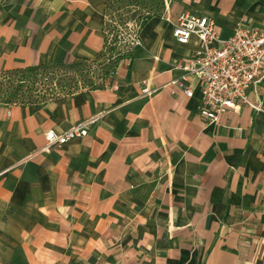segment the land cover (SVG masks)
<instances>
[{"label":"crops","instance_id":"1","mask_svg":"<svg viewBox=\"0 0 264 264\" xmlns=\"http://www.w3.org/2000/svg\"><path fill=\"white\" fill-rule=\"evenodd\" d=\"M107 1L0 0V70L93 61ZM181 13L222 40L264 30V0H164L99 87L0 103V264H264V111L208 123L194 82L190 98L170 84L196 48L172 37ZM249 99L264 110V81ZM84 120L85 137L44 149Z\"/></svg>","mask_w":264,"mask_h":264},{"label":"built area","instance_id":"2","mask_svg":"<svg viewBox=\"0 0 264 264\" xmlns=\"http://www.w3.org/2000/svg\"><path fill=\"white\" fill-rule=\"evenodd\" d=\"M139 29L140 22L134 19L118 21L107 15L102 49L104 57L95 68H101L141 46ZM172 37L179 44H187L192 38L195 40L196 48L191 57L176 67L183 72L182 75L170 84L179 87L188 98L193 95V85L198 88L200 118L215 123L219 115L230 109L236 110L241 105L264 111L249 99V90L264 81L263 29L239 27L230 37L222 40L215 31L212 19L181 13L174 22ZM124 57L109 75L113 74ZM142 93L149 94V91L145 87ZM91 122L80 121L61 132L46 131L44 149L58 148L72 139L85 137Z\"/></svg>","mask_w":264,"mask_h":264},{"label":"trees","instance_id":"3","mask_svg":"<svg viewBox=\"0 0 264 264\" xmlns=\"http://www.w3.org/2000/svg\"><path fill=\"white\" fill-rule=\"evenodd\" d=\"M107 14L119 13V11L129 12L134 9L133 16L138 14L134 20L143 22L151 16H159L164 8V0H108ZM121 15H118V21H122ZM118 56L115 61L108 62L101 66L104 74L112 71L117 62L124 57ZM104 57L101 51L96 58L91 62L75 61L72 63H55V64H40L27 66L21 69L0 70V100L5 104H39L46 101V88L49 85L55 84V81L60 83L63 78L58 75L62 69L81 70V67H87V63L94 64L100 62ZM80 69V70H79ZM62 76V75H61ZM71 81H75L73 78ZM90 88H97L92 81H87ZM44 90V91H43ZM69 92L67 94H70Z\"/></svg>","mask_w":264,"mask_h":264},{"label":"rangeland","instance_id":"4","mask_svg":"<svg viewBox=\"0 0 264 264\" xmlns=\"http://www.w3.org/2000/svg\"><path fill=\"white\" fill-rule=\"evenodd\" d=\"M119 11V13H111L108 15L110 19L118 20V15L122 16V19H134L138 15H132L134 14V9L131 8V11L125 12ZM98 65V62L94 64L87 63V67H81V70H71V69H62L58 73L60 78H63L60 83L55 81V84L49 85L48 88H46V101H49L57 96L67 94L69 92H76L82 88H90L88 85V80L95 83V85H98L100 76H104L103 71L101 68H95V66ZM77 73V76L73 78L75 81H71L73 75ZM62 75V76H61ZM44 91V90H43ZM44 101V102H46ZM0 103L1 100H0Z\"/></svg>","mask_w":264,"mask_h":264}]
</instances>
